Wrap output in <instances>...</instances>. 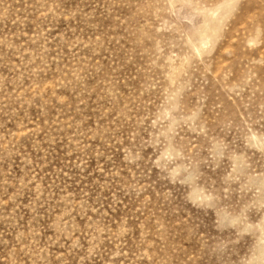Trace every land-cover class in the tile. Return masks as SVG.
<instances>
[{
  "label": "rangeland",
  "instance_id": "1",
  "mask_svg": "<svg viewBox=\"0 0 264 264\" xmlns=\"http://www.w3.org/2000/svg\"><path fill=\"white\" fill-rule=\"evenodd\" d=\"M0 264H264V0H0Z\"/></svg>",
  "mask_w": 264,
  "mask_h": 264
},
{
  "label": "snow or ice",
  "instance_id": "2",
  "mask_svg": "<svg viewBox=\"0 0 264 264\" xmlns=\"http://www.w3.org/2000/svg\"><path fill=\"white\" fill-rule=\"evenodd\" d=\"M238 3V0H226V5L234 6Z\"/></svg>",
  "mask_w": 264,
  "mask_h": 264
}]
</instances>
